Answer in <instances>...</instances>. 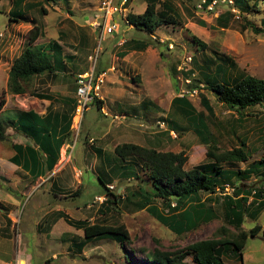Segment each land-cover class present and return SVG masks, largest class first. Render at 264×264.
<instances>
[{
	"label": "rangeland",
	"instance_id": "obj_1",
	"mask_svg": "<svg viewBox=\"0 0 264 264\" xmlns=\"http://www.w3.org/2000/svg\"><path fill=\"white\" fill-rule=\"evenodd\" d=\"M12 1L0 0V34H6L7 37L10 33L8 24L9 12L13 9ZM102 1L27 0L28 7L17 3L12 11V15H16L22 10L27 17L25 21L17 17L16 23L21 27L17 32L19 38L16 39L19 55L28 47V33L36 26L40 28L41 36L35 45L48 50L51 56L54 55L51 45L57 43L60 46L64 53L62 60L66 70L63 73L66 76L65 79L53 78L54 81H68L73 76L91 72L93 65L89 58L100 50L95 73H107L106 84L100 93L104 98L102 103L104 105L105 101L119 99L115 106L121 105L115 107L109 103L108 107L106 103L107 114L102 113L96 104L89 106L83 117L82 134L77 138V153L81 152L82 146H86L88 151L91 148L90 155H94V146L85 145L88 134L96 136V127L114 122L116 126H130L137 134L132 135L133 138L141 139L140 144L144 148L163 153H185L188 158L186 170L208 162L207 146L195 134L187 117L172 106L174 99L183 94L204 117L198 126L203 131L209 128L211 145H216L219 152L241 147L243 142L247 149L253 147L258 148V151L247 162L222 166L236 174L245 175L244 178L226 175L229 178L226 183L230 184L231 189L241 190L238 194H234L233 189L226 192L218 190L216 194L201 192L196 202L213 211L212 221L182 236L172 233L147 208L139 207L143 200L140 190L147 193L153 190L149 172L141 159L132 156L124 162L117 160L115 182L112 183L115 187L112 192L118 196L117 201L107 194L105 187L91 171L93 166H89L92 168L89 170L88 167L77 165L80 177L83 176V186L76 193H67L68 206L64 205V208H79L82 211L78 214L84 215L91 206L88 210L91 215L86 216L90 224L105 221L109 225H124L136 250L130 244L122 248L112 239H97L81 247L79 244L83 245L85 241L83 231L71 229L63 232L61 228L56 235L67 233V239L58 241L55 236V240L43 243V235L38 233L36 222L41 218L44 205L54 197L49 198L43 191H34L24 199L19 213L20 219L28 223L31 229L24 231V226L19 222L9 230L0 231V234H4V238L0 237V264H19L20 261L24 264H142L144 257L139 251L143 247L150 251L160 249L176 253L196 241L227 235L222 233V229H227V237L232 238L238 231L226 221L225 195L237 200L245 195L251 203V212L259 203L254 192H264V169L260 168L254 174L248 172L264 160V104L238 113L221 103L204 82L220 83L226 80L233 84L247 77L264 80V32L257 34L247 25L252 23L261 27L264 1H250L248 12L240 14L239 11L240 18L237 19V15H229V4H221L214 13L207 14L197 8L202 0H159L156 7L158 12L176 16L172 24H164L153 35H149L134 27L127 29L119 21L123 28L121 33L106 36L101 41L99 32L90 27V21ZM142 1L145 0H134L133 10L131 2L132 15L144 14L147 6L142 5ZM164 3L171 5L175 13L162 7ZM222 14L226 15L223 23L227 28L217 24V18ZM121 34L126 44L117 46L116 41ZM169 45H173V48ZM190 58L192 61L189 63ZM1 68L7 70L9 67ZM206 76L209 80H206ZM0 81H4L1 72ZM32 81H39L38 77ZM203 97L208 100L211 112L203 106ZM116 115L121 116L120 119ZM78 122L79 118L76 117L75 123ZM118 174H125V177ZM102 178L108 182L107 176L102 175ZM120 189L123 190L119 192ZM243 189L245 193L241 194ZM106 200L118 203L107 204ZM171 203L176 201L172 200ZM171 203L158 198L152 205L160 214L170 216L173 214ZM257 211L254 219H243L244 231L257 225L264 231V206ZM127 254L130 263L125 261ZM242 255L243 264H264L263 232L255 238H249ZM224 258L228 264H241L232 249L226 250ZM185 261L194 264L192 255Z\"/></svg>",
	"mask_w": 264,
	"mask_h": 264
},
{
	"label": "trees",
	"instance_id": "obj_2",
	"mask_svg": "<svg viewBox=\"0 0 264 264\" xmlns=\"http://www.w3.org/2000/svg\"><path fill=\"white\" fill-rule=\"evenodd\" d=\"M14 0V4L17 3ZM56 2L57 0H48ZM215 0H207L206 7ZM253 1L258 3L264 0H233L234 7L243 14L248 12L249 2ZM24 0H20L18 3H23ZM159 0H147V8L142 15H128V19L134 28L139 31L146 32L149 35H153L155 30L164 24H172L176 18L173 15L170 16L167 12H158L156 7ZM169 12L175 13L171 5L164 3L162 5ZM229 15H234L229 11ZM176 15V14H175ZM225 14L218 17L217 23L222 28H227L223 21ZM25 21L27 17L24 16L22 11L16 12V15L11 16V21H18V18ZM17 18V19H16ZM247 25L253 30V32L260 34L264 32V19L261 21V27L258 28L252 23ZM28 47L13 61V65L9 71L8 77V91L11 94L19 95L24 94L27 91V85L35 78L44 75L52 74L59 70L60 63L63 64L62 52L60 46L57 43L51 45L54 50V55L51 56L49 51L39 45H35L36 41L41 36V30L39 27H34L28 33ZM203 48L205 46L196 41ZM126 44V43H125ZM99 74V73H98ZM206 80L209 78L206 76ZM206 82V87L217 96L218 100L226 105L230 110H235L238 113L246 109L261 106L264 104V80L247 77L239 81H234L233 84L230 81H220V83L212 81ZM4 94L0 96V110L5 105ZM176 105L184 107L181 109L182 114L187 117L189 125L193 128L194 132L201 139L202 144L206 145L208 151L206 153V159L208 162L200 164L191 170H186V164L188 158L185 153H163L154 149H147L135 144H122L115 148V154L121 162L126 161L129 157H137L144 162L145 169L149 172L153 190L152 192H140L143 200L139 206L143 209L147 208L153 213L157 220L160 221L165 227H167L172 233L177 236L188 234L198 229L201 224L209 223L212 221L213 211L209 209L205 212V206L202 203H197L201 192H209L216 194L218 190L225 191V186L230 185L226 183L229 178L227 174H233V176L243 177L240 173H234L233 171L225 170L222 166L232 163L247 162L253 154L258 151V148L247 149L246 144L243 142L241 147L234 148L229 151L219 152L216 145H211L210 130L207 127L204 131L199 128L198 124L201 122V118H204L199 114L192 106L191 102L187 98L177 97L174 100ZM202 103L207 107L209 112L212 111L209 106V102L205 97L202 98ZM92 104H96L97 108L102 110V101L96 99ZM206 118V117H205ZM68 125V132L72 125V119H70ZM70 133H68L69 135ZM0 141H8V136L3 125L0 124ZM65 139L58 142L56 146V154L53 159V163L47 165V170L51 171L54 165L60 158V151L64 144ZM44 151H46L44 149ZM264 169V160H261L256 166H254L249 174L259 172V169ZM246 172V171H245ZM264 176V175H263ZM101 184L107 190L109 196L114 197L116 201L118 196L110 191L102 177H98ZM241 189H234V194H238ZM245 191H241V194ZM250 193L248 192L247 195ZM257 196V213L260 208L264 206V192L260 190ZM231 195H225L223 203H225V217L229 225L236 227L238 231L232 238H228L227 229H222V233L227 234L220 238H208L201 241H196L185 249L176 253L170 251H163L160 249H154L152 251L147 250L145 247L140 249V253L144 257L142 264H187L186 258L190 255L193 257L194 264H228L225 261L224 255L226 250H231L238 256V260L243 264L242 251L244 250L247 241L250 237L255 238L264 231L261 226L257 225L249 231L242 229L243 219L250 214L251 203L248 204L247 197H241L239 200L233 199ZM161 199L166 203H171L172 200L176 201V207L171 206L173 214L170 216H164L154 207L153 202L156 199ZM260 199V200H259ZM107 204H117L118 202H111L106 200ZM104 204V203H103ZM247 206V207H246ZM181 210L179 214H175ZM67 222L84 231L85 241L81 247L94 240L112 239L122 248L130 244L133 246L132 237L124 225H109L105 221L101 223L88 224L86 222L71 221L66 217ZM127 254L125 261L131 262L130 257Z\"/></svg>",
	"mask_w": 264,
	"mask_h": 264
},
{
	"label": "crops",
	"instance_id": "obj_3",
	"mask_svg": "<svg viewBox=\"0 0 264 264\" xmlns=\"http://www.w3.org/2000/svg\"><path fill=\"white\" fill-rule=\"evenodd\" d=\"M19 1L17 0L16 2L18 3ZM133 2L131 5L132 10L133 6H135ZM12 3L13 9L9 12V36L2 34L4 37L0 38V72L4 78V81H0V96L5 93V105L0 110V124L4 126L8 136V141H0V231L9 230L19 222L22 227L24 226V231H29L31 229L29 224H25L23 219H20V210L26 197L28 198L34 191H43L48 194L49 198L54 197V199L44 205L45 209L41 214V218L36 222L37 231L43 235V243L55 240V236L57 237L56 240L60 241L68 237L67 233L56 235L59 228L63 232L71 229L83 231L70 225L66 217L71 221H81L90 224L87 217L91 215V212L88 211L91 206L86 209L84 215L78 214V212L81 213L82 211L79 208H64V205L68 206L67 193L69 191L74 193L83 186V176L80 177L81 174L77 169V165L88 167L89 170L92 169L89 166H93L94 169L91 171L97 178L105 175L108 178L106 183L112 184L115 182V166L117 160H119L115 154V148L122 144H135L143 147V144H140L141 139L133 138L134 136L132 135L137 134L130 129V126H116L114 122L107 125L104 123L102 127L95 128L96 136L89 133L85 142V145L91 144V141L94 142L91 145L94 146L92 147L94 155H90L91 148L88 151L86 146L81 147V152H76L77 138L81 136L83 131L82 124L80 129H77L75 124V109L77 105L76 78L82 74L68 78V81L52 80L53 78L65 79L64 75L66 76V73H63L65 69L64 63H60L59 70L56 72L39 76V81H31L27 85L26 93L15 95L8 91L9 71L13 61L19 56L16 39L19 38L17 32L21 28L16 22L11 21L12 11L17 4L15 3L14 5V1ZM143 4L147 6V0L142 1ZM22 5L25 8L28 7L27 0H24ZM218 25L221 26L220 24ZM125 27L130 29L134 26ZM122 30V25H120L118 32L121 33ZM196 30L199 31V29ZM121 37L124 38L122 34L119 38ZM3 66H8L9 68L4 70L1 68ZM118 100L115 99L113 102L105 101L104 105L102 103V113L105 112L107 114L105 110L106 103L108 107L109 103L115 106ZM100 101L103 102L104 98L101 97ZM172 106H175L182 114L181 109L184 107L176 105L174 101ZM203 106L207 109L204 104ZM115 117L120 119L121 116L116 115ZM70 119H72V125L68 132L67 128L70 124ZM68 133L70 134L68 135ZM62 139H65V141L60 151V158L53 169L49 171L47 170V165L53 163L56 146ZM95 167L98 168L96 169ZM225 170L230 171L229 169ZM119 176L125 177V174H120ZM122 190L120 189L119 192ZM243 196L245 197V195ZM257 205L245 218H255ZM208 211L209 208L205 207V212ZM181 212L179 210L175 214ZM0 237L4 238V234H0ZM79 245L82 246L81 243Z\"/></svg>",
	"mask_w": 264,
	"mask_h": 264
},
{
	"label": "built area",
	"instance_id": "obj_4",
	"mask_svg": "<svg viewBox=\"0 0 264 264\" xmlns=\"http://www.w3.org/2000/svg\"><path fill=\"white\" fill-rule=\"evenodd\" d=\"M134 0H103L100 3V7L97 10L94 18L90 21V27L95 31L99 32V38L102 41L106 36H115L118 35V30L120 29L119 21H122L125 26L132 27L128 15L131 13L130 4ZM206 1L202 0L197 8L199 11L206 13H214L221 4H229L231 6V12L234 15H237L236 18L239 19V11L234 7L233 0H215L210 5L206 7ZM4 36L1 34L0 38ZM126 43V40L121 37L117 40V46H123ZM172 49L173 45H169ZM100 57V50L96 52L94 56L89 58L90 62L93 65V70L87 74H82L77 76V105L75 109V117L79 118V122L75 123L76 128L80 129L83 117L86 111L89 109V106L96 100H101V90L106 84L107 73L102 72L100 74L95 73V68L97 66L98 60ZM188 60V59H187ZM192 59L190 58L188 62L190 63ZM195 91V90H194ZM193 91V92H194ZM181 98H187L186 94L181 95ZM94 142L91 141V144ZM110 191H114V185L110 184L107 186ZM233 189V188H232ZM230 185L225 186L226 190H232ZM234 192V189H233ZM255 193V192H254ZM227 194V193H226ZM172 207H176V203L172 204ZM6 264H17L8 262Z\"/></svg>",
	"mask_w": 264,
	"mask_h": 264
},
{
	"label": "bare ground",
	"instance_id": "obj_5",
	"mask_svg": "<svg viewBox=\"0 0 264 264\" xmlns=\"http://www.w3.org/2000/svg\"><path fill=\"white\" fill-rule=\"evenodd\" d=\"M19 264H24V262L20 261Z\"/></svg>",
	"mask_w": 264,
	"mask_h": 264
}]
</instances>
